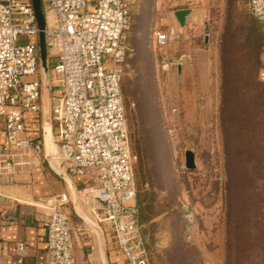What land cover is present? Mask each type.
I'll use <instances>...</instances> for the list:
<instances>
[{"label":"rangeland","instance_id":"374dc122","mask_svg":"<svg viewBox=\"0 0 264 264\" xmlns=\"http://www.w3.org/2000/svg\"><path fill=\"white\" fill-rule=\"evenodd\" d=\"M168 1L150 0L149 10L131 14L128 41L135 51L123 78L151 262L264 264V163L255 149L239 154L220 120L221 38L229 19L251 17L248 0ZM180 9L193 11L181 37L154 48L152 27H168L169 12L179 26L174 12ZM165 60L173 66L164 68ZM50 86L42 99L49 114L55 95ZM188 152L194 168L187 167Z\"/></svg>","mask_w":264,"mask_h":264},{"label":"built area","instance_id":"2783aa9c","mask_svg":"<svg viewBox=\"0 0 264 264\" xmlns=\"http://www.w3.org/2000/svg\"><path fill=\"white\" fill-rule=\"evenodd\" d=\"M135 0H42L49 76L55 88L50 122L65 172L87 179L78 198L87 216L107 228L127 264H152L135 184L123 78ZM247 10L264 31V0ZM39 33L31 0H0V177L44 168L43 81ZM156 25L153 47L181 37ZM23 38H28L24 41ZM173 66L164 61V68ZM40 128V134L34 131ZM3 139V140H2ZM70 192L46 198L48 264H77L68 207ZM20 243L19 251H24Z\"/></svg>","mask_w":264,"mask_h":264},{"label":"crops","instance_id":"0c3cea01","mask_svg":"<svg viewBox=\"0 0 264 264\" xmlns=\"http://www.w3.org/2000/svg\"><path fill=\"white\" fill-rule=\"evenodd\" d=\"M179 2L180 0H169L167 5ZM150 7V0H135L131 6V14H138L142 9L145 11L149 10ZM167 14L169 16V26L181 30L182 28L177 26L174 20L170 18L172 13L169 12ZM156 25H158L157 22ZM159 26L164 29L167 28L163 23L159 24ZM207 42L208 40L206 39V44ZM127 45L133 49V52L135 51L128 40ZM209 57L212 67L213 53ZM261 61L263 67L260 70V78L264 81V51L261 55ZM205 66L207 68V63ZM53 101L52 97V104ZM42 115L44 118L43 101ZM3 125L4 122L0 119V128ZM69 177L77 190L88 182L86 178L70 175ZM65 191L70 192L68 183L51 170L47 160L44 168L37 167L31 173L0 177V264H48L46 240L49 213L44 204L46 198L54 192ZM78 209L87 215V210L79 198ZM68 212L77 264H105L106 261L108 264H127L121 252L117 247L113 246L112 239H114V235L111 232L112 235H110L107 228L102 226L105 231L106 241L104 258L103 245L99 233L77 215L72 202L68 207ZM141 220L146 240L142 208ZM20 243L24 244V251L18 250Z\"/></svg>","mask_w":264,"mask_h":264},{"label":"trees","instance_id":"16d2710c","mask_svg":"<svg viewBox=\"0 0 264 264\" xmlns=\"http://www.w3.org/2000/svg\"><path fill=\"white\" fill-rule=\"evenodd\" d=\"M263 51L264 31L257 19L243 14L238 23L227 21L220 45L221 125L225 136L237 141L239 154L255 149L258 161L264 163V81L260 78ZM34 131L40 134V128ZM142 203L139 196L138 204Z\"/></svg>","mask_w":264,"mask_h":264},{"label":"water","instance_id":"95a60500","mask_svg":"<svg viewBox=\"0 0 264 264\" xmlns=\"http://www.w3.org/2000/svg\"><path fill=\"white\" fill-rule=\"evenodd\" d=\"M33 3L35 15H36V21L37 25L40 29L39 33V51H40V62H41V76H42V81H43V87L47 88L48 90H51L50 86V76H49V53H48V48L46 44V35H45V27H46V19H45V14L43 12L42 8V0H31ZM193 11L192 9H181V10H176L174 12V16L179 24L180 28H185L187 19L191 17ZM179 70H181V65L177 66ZM44 126H43V137H44V145H45V151H46V156H47V163L51 170L56 173L59 177L64 179L70 188V193L72 196V203L74 205L75 212L77 215L89 226H91L93 229H95L102 240V245H103V251H104V258H105V248H106V241H105V231L103 227L94 221H92L86 214L81 212L78 209V192L77 189L74 187L69 175L65 172V169L63 165L58 162L54 158H50L54 156L57 153L58 147H57V142L56 138L53 133V128L50 122V114L47 112H44ZM49 139H52V147H48V141ZM52 155V156H50ZM187 167L188 168H194L195 167V158L194 154L192 152L187 153ZM105 264H108L107 261Z\"/></svg>","mask_w":264,"mask_h":264},{"label":"bare ground","instance_id":"6f19581e","mask_svg":"<svg viewBox=\"0 0 264 264\" xmlns=\"http://www.w3.org/2000/svg\"><path fill=\"white\" fill-rule=\"evenodd\" d=\"M52 145H53V144H52V139H49V141H48V147L51 148ZM50 156H52V155H50Z\"/></svg>","mask_w":264,"mask_h":264}]
</instances>
